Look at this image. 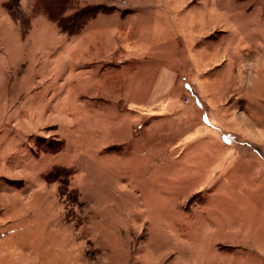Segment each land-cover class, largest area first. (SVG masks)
<instances>
[{"label":"rangeland","instance_id":"374dc122","mask_svg":"<svg viewBox=\"0 0 264 264\" xmlns=\"http://www.w3.org/2000/svg\"><path fill=\"white\" fill-rule=\"evenodd\" d=\"M66 1L57 15L109 9L68 37L38 0H0V264H242L215 249L231 239L210 217L232 197L209 159L178 158L175 132L152 135L163 126L130 103L166 70L196 122H211L201 83L264 89V0Z\"/></svg>","mask_w":264,"mask_h":264},{"label":"crops","instance_id":"0c3cea01","mask_svg":"<svg viewBox=\"0 0 264 264\" xmlns=\"http://www.w3.org/2000/svg\"><path fill=\"white\" fill-rule=\"evenodd\" d=\"M218 29L219 27L210 28L208 34L198 37L193 43L202 52L207 53L221 42V38H210ZM189 59L199 69L200 58H197L194 52L190 53ZM212 67L213 65L206 67L207 72H210ZM177 75L178 70H166L165 79L158 77L155 80L148 91L146 101L142 105L130 103L131 107L144 109L150 113L152 125L159 123L163 126L161 132L159 129H155V133L150 130L152 135L157 132L161 136L175 132L178 137L175 147L178 158L190 153H197L201 159L208 158V174L213 173V186L222 193L230 191L232 198L227 202L221 200L220 209H214L210 218L217 216L213 232L221 231L231 240L217 242L215 249L226 248L221 251L240 255L242 264L252 260L254 264H263L264 89L257 87L240 94V91L235 92L227 87L221 92L220 89H215L213 82L215 88L201 83L202 98H196L205 102L211 122L202 119L196 122L195 119L189 118V113H181L172 99ZM252 95H255L256 101ZM223 132L225 134L222 135ZM205 176L208 177L207 174ZM254 182L256 187L252 185ZM251 189H255L253 196L248 194ZM222 214H228L227 219H224ZM220 226L223 230H220ZM6 237L8 240L5 242L2 241L3 238L0 240L2 254L13 251L7 244L10 236Z\"/></svg>","mask_w":264,"mask_h":264},{"label":"trees","instance_id":"16d2710c","mask_svg":"<svg viewBox=\"0 0 264 264\" xmlns=\"http://www.w3.org/2000/svg\"><path fill=\"white\" fill-rule=\"evenodd\" d=\"M68 4V5H67ZM73 0H67L66 5L72 6ZM37 9L43 12L51 21L57 24L62 33L68 37L78 36L82 29L100 13H108V9L103 5H86L76 9L72 14L64 16L57 15V0H38ZM49 151V150H48ZM49 152H52L50 150Z\"/></svg>","mask_w":264,"mask_h":264}]
</instances>
